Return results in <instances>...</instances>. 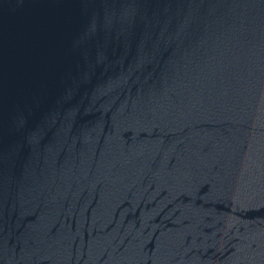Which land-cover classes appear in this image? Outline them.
<instances>
[{
    "label": "water",
    "instance_id": "water-1",
    "mask_svg": "<svg viewBox=\"0 0 264 264\" xmlns=\"http://www.w3.org/2000/svg\"><path fill=\"white\" fill-rule=\"evenodd\" d=\"M0 264H264V0H0Z\"/></svg>",
    "mask_w": 264,
    "mask_h": 264
}]
</instances>
